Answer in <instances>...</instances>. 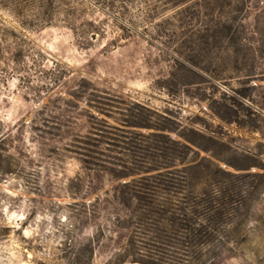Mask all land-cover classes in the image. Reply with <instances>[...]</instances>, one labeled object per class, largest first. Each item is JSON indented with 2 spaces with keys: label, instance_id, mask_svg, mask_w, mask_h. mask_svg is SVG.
<instances>
[{
  "label": "rangeland",
  "instance_id": "1",
  "mask_svg": "<svg viewBox=\"0 0 264 264\" xmlns=\"http://www.w3.org/2000/svg\"><path fill=\"white\" fill-rule=\"evenodd\" d=\"M229 2L212 15L237 17L236 43L210 37L205 16L151 22L140 1L121 15L95 0H0V264H264V0ZM141 115L163 130L127 127ZM105 124L111 143L166 141L161 162L177 148L170 170L192 196L231 199L218 239L178 260L128 256L114 190L156 174L136 166L161 153L141 163L114 145L111 161L139 164L111 167L132 175L87 168L80 141L100 145Z\"/></svg>",
  "mask_w": 264,
  "mask_h": 264
},
{
  "label": "trees",
  "instance_id": "2",
  "mask_svg": "<svg viewBox=\"0 0 264 264\" xmlns=\"http://www.w3.org/2000/svg\"><path fill=\"white\" fill-rule=\"evenodd\" d=\"M98 4L106 8L110 13H117L126 15L130 11V7L136 1H140L143 6V11L147 19L151 22L155 19H162L169 11H174L173 17H180V25L182 29L194 26L193 20L204 21L203 16L207 17L204 27L209 36L214 37L213 33H218L219 41L227 43L238 42L241 35L236 25L237 17H227L226 19H215L212 11L217 7L225 5L231 6L229 0H95ZM239 10V9H236ZM172 22L170 19H163L157 23V26L162 32L170 30ZM216 28V29H215ZM210 44L209 40H205ZM141 108L148 112H153L152 109L140 105ZM137 117L135 114H131ZM138 118V117H137ZM141 121L134 120L132 123L127 124V127H138L146 129L163 130L157 125L149 122V117H139ZM128 122V120H126ZM107 123V122H106ZM105 128H100L99 131L105 132L99 134L105 139L100 140V145L91 141H80L84 144L81 149L86 153H82L84 158L82 161L86 163L87 168L92 166H105L107 171L113 173L116 178H122L133 173L116 174V169L111 167L110 164H119L121 167H127L128 164L138 165V162L133 160H125L119 158L120 163H114L109 158V152L112 150L111 146H117L123 151L136 154L137 150L141 153L143 158L141 163H146L149 156H152L151 150L159 151L161 154H154L152 160L154 164L141 165L136 170L141 172L150 173L157 170L156 174L141 175L137 179H132L120 183L114 190V198L129 212V223L131 234L129 236L126 248L128 256L131 255L135 258V262L145 260V257H150L154 261H140L142 263H155L158 260H163L167 256L171 260H178L181 255L190 256L198 255L201 246L212 244L217 238V234L222 230L220 222L223 221L225 213L228 211L229 202L231 199L224 202L218 191H215L213 197L209 200L203 198V194L192 196L191 191L188 189L185 171L182 173L171 171V162L179 159L177 157V148L174 147L175 152L170 155V164L166 161L161 162L158 155L166 158L169 146L166 141L156 139L155 143L143 145L139 143L140 139L132 141H122L120 143H111V137L108 136L111 125L105 124ZM111 133V131H110ZM98 134V133H97ZM161 134V133H160ZM143 137L146 134L141 133ZM157 137H163L159 133H153ZM130 139L131 137H126ZM99 139H94V141ZM145 142V140H144ZM102 143L105 147L102 148ZM173 148V147H172ZM101 154L105 158L97 156ZM130 155V154H128ZM134 156V155H133ZM140 163V164H141ZM108 164V165H105ZM162 169H166L162 171ZM140 172V174H141ZM139 173V172H137ZM205 201V202H204ZM207 203L206 205H204ZM233 203V202H232ZM228 206V207H227ZM211 218L206 220L207 215L210 214ZM209 212V213H208ZM154 256H161L157 257ZM136 258H139L136 259Z\"/></svg>",
  "mask_w": 264,
  "mask_h": 264
}]
</instances>
